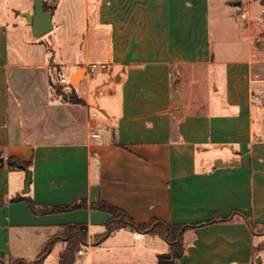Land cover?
<instances>
[{
    "label": "crops",
    "instance_id": "1",
    "mask_svg": "<svg viewBox=\"0 0 264 264\" xmlns=\"http://www.w3.org/2000/svg\"><path fill=\"white\" fill-rule=\"evenodd\" d=\"M28 1L0 0V158L30 163L0 165V254L34 261L70 224L88 230L75 264H94L99 250L115 264L169 254L161 238L129 230L93 247L112 218L91 208L103 201L137 223L235 214L190 232L176 264H249L247 221L264 225V122L254 109L264 102V0H58L53 31L38 39L19 14L32 12ZM213 14L230 35L212 36ZM96 62L107 68L91 76ZM81 70L84 104L62 101L57 71L70 81ZM81 202L88 208L33 210ZM66 245L58 240L45 264Z\"/></svg>",
    "mask_w": 264,
    "mask_h": 264
},
{
    "label": "trees",
    "instance_id": "2",
    "mask_svg": "<svg viewBox=\"0 0 264 264\" xmlns=\"http://www.w3.org/2000/svg\"><path fill=\"white\" fill-rule=\"evenodd\" d=\"M54 8L55 6L51 8L50 12H53ZM44 9L47 10L45 5ZM59 73L60 71H57L56 78H59ZM55 85L56 82L55 84L52 83V87L55 89L57 95L61 97L62 101L72 104H84L83 99L78 97L74 87L71 84H69L68 86L72 89L70 93H66L62 89H57ZM5 162H7L8 166L12 168H30V163H21L15 158H0L1 166H4ZM2 204L3 203H1L0 201V206ZM87 208V203L81 202L70 203L68 205L48 206L41 209L33 208V210L38 214H60L76 209ZM91 208L107 212L112 216L111 220L106 224L105 231L101 234L95 235L92 238L91 242L93 247H100L111 236L121 230H129L132 232H137L139 234L159 237L168 244L169 254L160 257L158 264H176L178 261H180L186 252L187 235L196 228L216 222H230L233 221V216L235 215L234 214L231 217L223 220L211 221L207 223H200L195 225H178L169 224L158 219H152L147 223H137L125 211L103 201L92 204ZM247 225L249 226L251 234L255 238V240L264 236V225H257L250 220L247 221ZM60 237L51 239L47 243L44 250L34 261L29 262L24 259H13L5 254H0V264H45L46 259L52 252L58 240H63L67 244L65 250L59 256L58 264H75L78 254L83 249V247L87 245L89 240L87 227L84 225L76 224L66 225L62 229ZM260 248L263 247L260 246ZM258 250L259 246L255 245L254 252Z\"/></svg>",
    "mask_w": 264,
    "mask_h": 264
},
{
    "label": "rangeland",
    "instance_id": "3",
    "mask_svg": "<svg viewBox=\"0 0 264 264\" xmlns=\"http://www.w3.org/2000/svg\"><path fill=\"white\" fill-rule=\"evenodd\" d=\"M58 0H44V5L46 6L47 8V11H50L51 8L54 7V5L57 3ZM7 2V6L8 7H11V8H16V6H19L21 7L22 5H25V4H28L27 2H29L28 0H6ZM244 8V7H243ZM227 10V9H225ZM230 9H228L227 11H229ZM240 10V7L237 8L235 11L238 12ZM231 11V10H230ZM229 11V12H230ZM20 14V13H19ZM232 15L234 14V12H230L228 13V16L229 15ZM241 15V14H240ZM18 16L16 15V18ZM242 17V15H241ZM15 18V16H10L8 19L10 20H13ZM232 18V17H231ZM19 19V17H18ZM233 19V18H232ZM234 21V20H233ZM243 21V20H242ZM245 21V19H244ZM238 24V23H237ZM242 25V24H241ZM240 25V26H241ZM239 26V24H238ZM221 28H223L225 31H227V28H226V25L225 23L222 22L221 18L219 17V15H217V18L215 17V15L213 14V17L211 18V34L212 36H216L217 34V31ZM229 29V28H228ZM228 32V31H227ZM229 33V32H228ZM49 35V34H48ZM230 35V33H229ZM226 36V37H229ZM95 64H97L98 66L101 65V63H98L96 62ZM102 69L99 67L98 70H97V74L101 71ZM67 78H69V75L67 73ZM59 78H56V85L55 87L57 89H62L63 91H65L66 93H70V90L68 88V86H62L61 84H59ZM109 90V87H104L103 90L101 91L100 93V100L98 102H100V104H102V102L104 101V98L102 97L103 95H105ZM95 94L97 95V91L95 92ZM96 113H98L99 115V118H102L104 117L103 114L100 112V109H96L95 110ZM162 245L163 242L161 241L160 242ZM256 244L255 245H258L259 246V250L254 252V255H253V258L251 260V262L249 264H264V236L263 237H260V238H257L256 239ZM166 245V244H165ZM164 245V246H165ZM132 246H135L134 244ZM260 246H262L263 248H260ZM139 250V249H138ZM137 249H134V250H131V252L133 253H136V252H140L138 251ZM142 250H146L145 248H143ZM134 256V255H133ZM258 259H260L258 261ZM93 261H94V264H115L111 259H110V255L105 252V251H98L96 254H94V258H93ZM134 261V262H133ZM133 263L136 262V259H133Z\"/></svg>",
    "mask_w": 264,
    "mask_h": 264
},
{
    "label": "water",
    "instance_id": "4",
    "mask_svg": "<svg viewBox=\"0 0 264 264\" xmlns=\"http://www.w3.org/2000/svg\"><path fill=\"white\" fill-rule=\"evenodd\" d=\"M33 4V10L31 13H20V16L25 18L31 26L32 36L36 39L41 38L54 29L53 14L50 11L44 9V0H31ZM84 75V70L79 71L70 80L71 85L76 88L79 85L81 77ZM31 185V171H28V176L25 181V189L22 194L29 193ZM260 259H258L259 261Z\"/></svg>",
    "mask_w": 264,
    "mask_h": 264
},
{
    "label": "built area",
    "instance_id": "5",
    "mask_svg": "<svg viewBox=\"0 0 264 264\" xmlns=\"http://www.w3.org/2000/svg\"><path fill=\"white\" fill-rule=\"evenodd\" d=\"M242 18H245L244 14L242 15ZM99 67L101 69L107 68L105 64H102L99 66L97 64H91L88 66V73L91 76L95 75L97 73V70ZM58 80H59V84H61L62 86H69V84H71L69 81V78H67L65 73H63L62 71H60V73H59V79ZM260 82L264 85V81H260ZM262 97H263V101H264V93H263ZM254 109H255L256 113H258V116L260 117V119L264 122V102H262L261 104H255ZM93 115L96 116L97 113L95 112ZM92 137L99 138L100 135L97 132H94ZM140 236L141 235L139 233L136 234L137 239L140 238ZM82 252L83 251L81 250L80 253H82Z\"/></svg>",
    "mask_w": 264,
    "mask_h": 264
}]
</instances>
